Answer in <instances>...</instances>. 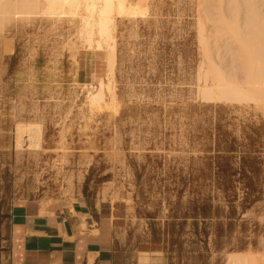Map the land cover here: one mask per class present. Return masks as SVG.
Segmentation results:
<instances>
[{"label": "rangeland", "instance_id": "obj_1", "mask_svg": "<svg viewBox=\"0 0 264 264\" xmlns=\"http://www.w3.org/2000/svg\"><path fill=\"white\" fill-rule=\"evenodd\" d=\"M116 2L112 74L108 51L81 36L82 11L0 13V249L17 195L83 197L115 207V264H262L264 105L201 91L199 31L226 73L240 72L222 27L246 29L247 0ZM99 81L106 97L90 106ZM18 125L39 128V149L27 134L16 143Z\"/></svg>", "mask_w": 264, "mask_h": 264}, {"label": "bare ground", "instance_id": "obj_2", "mask_svg": "<svg viewBox=\"0 0 264 264\" xmlns=\"http://www.w3.org/2000/svg\"><path fill=\"white\" fill-rule=\"evenodd\" d=\"M116 3V0H0V13L28 14L34 10H38L42 4L43 6L46 4L50 8V10L48 9L49 12L57 9L61 15H73L82 11L83 15L81 14V25L79 26L82 35L79 34L83 36L85 40L83 41L88 43L86 44L87 46L108 51V60L107 56L105 59L106 62L108 61V64L105 63L108 66V71L112 74L115 65L113 31L115 29ZM254 3V1L247 0L249 16L245 30L240 28L236 20L227 21V23L225 22V26L222 27L225 31L224 33L227 32L237 42L239 56L237 59H239L238 61L241 64L240 72L227 74L210 50L211 42L205 34V29L201 28L199 31V41L202 44L204 62L206 63L205 66H207V68L205 67L206 71L204 74L205 84L204 87L202 86L203 90H201L203 92L201 93L204 95L203 98L225 102L246 101L264 105V16L261 17ZM46 5L45 8L47 10ZM107 88H109L108 82L99 81L98 85L95 86V90L90 89L86 93L88 94L86 96L87 104L96 106L103 102L106 97L104 91ZM114 97L115 92L113 91L112 98ZM24 134H27V140L31 144L34 143L32 147L39 149V128L32 125H18L16 130V143L18 145L22 143ZM229 257L230 260L227 264H257L258 261L252 255H231ZM259 258H261L262 264H264V254H261Z\"/></svg>", "mask_w": 264, "mask_h": 264}, {"label": "crops", "instance_id": "obj_3", "mask_svg": "<svg viewBox=\"0 0 264 264\" xmlns=\"http://www.w3.org/2000/svg\"><path fill=\"white\" fill-rule=\"evenodd\" d=\"M114 211L102 200L69 206L17 195L0 264H115Z\"/></svg>", "mask_w": 264, "mask_h": 264}, {"label": "trees", "instance_id": "obj_4", "mask_svg": "<svg viewBox=\"0 0 264 264\" xmlns=\"http://www.w3.org/2000/svg\"><path fill=\"white\" fill-rule=\"evenodd\" d=\"M248 185H250V184H248Z\"/></svg>", "mask_w": 264, "mask_h": 264}]
</instances>
